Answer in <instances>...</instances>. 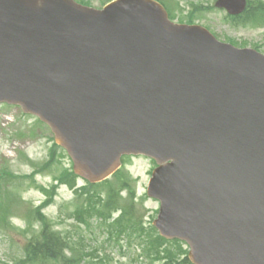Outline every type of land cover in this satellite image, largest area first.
Segmentation results:
<instances>
[{
  "label": "water",
  "instance_id": "95a60500",
  "mask_svg": "<svg viewBox=\"0 0 264 264\" xmlns=\"http://www.w3.org/2000/svg\"><path fill=\"white\" fill-rule=\"evenodd\" d=\"M4 102L45 122L91 183L125 155L154 159L153 223L193 264H264V53L158 0H0Z\"/></svg>",
  "mask_w": 264,
  "mask_h": 264
},
{
  "label": "rangeland",
  "instance_id": "374dc122",
  "mask_svg": "<svg viewBox=\"0 0 264 264\" xmlns=\"http://www.w3.org/2000/svg\"><path fill=\"white\" fill-rule=\"evenodd\" d=\"M80 1L102 8L112 0ZM163 1L176 21L203 24L223 41L257 48L264 53V0H249L262 18L258 21L232 19L226 10L216 7L217 0ZM155 167V162L147 156L125 159L116 185L118 189L124 188L120 191L119 204L123 209L130 204L128 201L133 204L129 213L138 214L144 231L138 234L136 227L129 226L132 230L119 233L117 231H124L115 221L122 209L105 221L98 216L85 218V209L79 207L84 202L87 204L89 193L104 201L109 194L106 189L113 186L114 179L95 186L81 177L75 187L66 183L65 177L57 179L63 170H71L73 163L66 150L55 142L50 128L36 116L24 113L20 106L0 104V213L5 214L3 220L0 218V264H59L52 259L23 262L29 238L35 236L36 239L42 230L40 219H47L66 241L67 264H162L157 256L165 248L178 253L176 256L181 259L185 255L177 251L180 245L176 242H180L188 254L187 245L177 239L170 243L159 240L153 225L160 202L147 195V186ZM126 181L130 187L125 188ZM49 197L51 200H47ZM93 204L97 206L96 200ZM35 210H38L37 216L31 213ZM12 218L17 223H13ZM21 223L23 227L19 226ZM72 250L78 254L76 262H71ZM162 255L165 253H160Z\"/></svg>",
  "mask_w": 264,
  "mask_h": 264
},
{
  "label": "trees",
  "instance_id": "16d2710c",
  "mask_svg": "<svg viewBox=\"0 0 264 264\" xmlns=\"http://www.w3.org/2000/svg\"><path fill=\"white\" fill-rule=\"evenodd\" d=\"M163 2V0H161ZM164 3V2H163ZM252 12H251V11ZM251 12V13H250ZM231 17V16H230ZM232 19H236V20H244V21H258L260 18L259 12L257 10H255V8H252V2L250 1L248 9L240 16L237 17H231ZM188 22H192V21H188ZM122 170L118 171L115 176L112 178L114 179V183L113 186H110V188L106 189L108 190L109 194L106 197V199L103 201V199L98 196V195H94V196H90L88 194L87 196V204H82L79 207L85 209L84 210V217H90V216H98L100 218H103L105 221H107V219L109 217L112 216L113 212H115L116 210L122 209V214L116 219L115 221V225L117 227H122L123 231H117L119 233L125 234L129 231V229H131L129 226H134L136 227V231L139 233H142L144 231V228L140 225V221H138V214H131L129 213L131 211V209H133V204L131 202L128 201L127 206H125V209H123L122 207H120V191H122L124 188H117V180L120 179V174ZM65 177V182L69 183L71 186L75 187L77 185V179L78 176L71 170L65 169L63 170V173H60V175L57 177V179ZM118 178V179H116ZM111 180H106L100 184H92L95 186H99V185H103V184H107L109 183ZM124 184V183H123ZM126 184V185H125ZM124 184L125 188L128 186L130 187V184L126 181V183ZM91 185V184H90ZM91 187V186H90ZM84 189V188H83ZM46 192L49 193L48 189H45ZM129 193L131 194L130 196L133 198V191H130L129 188ZM97 197V198H95ZM85 199V198H84ZM47 200H51V197H49V199ZM93 200H96V205L94 206L93 204ZM85 201V200H84ZM129 207V208H127ZM78 208V209H80ZM32 214H34L35 216H37L38 210H35V212H31ZM93 213V215H92ZM39 214V213H38ZM4 213H0V218H2L1 220H3L4 217ZM39 216V215H38ZM5 220V219H4ZM41 220V232H39V234L37 235V238L35 239L34 237L29 238L24 251H25V259L23 258V262L24 263H33V262H38L41 259H52V260H57L59 261V264H67V260L69 261L67 255H66V250L68 249L67 243L64 240V238L60 235V232H56L55 230H53V228L51 227V225L49 224V221L47 219H40ZM140 226V227H138ZM155 229V228H154ZM132 230V229H131ZM157 231V230H156ZM132 232V231H130ZM157 238L159 240H163L166 243H170L169 240L161 237L159 234L157 236ZM156 239V241H159ZM175 242V241H173ZM177 244H179V248H178V252H180L182 255H185L184 257H180L181 259H179L176 255H178V253H175L174 251H172L169 248H165L164 250H162V252H158V259L160 261V263L162 264H193L187 254L186 249H184L181 246L180 242H176ZM152 243H148V247L151 248ZM153 247H155V245H153ZM161 247V245H160ZM72 252V261L71 262H76L78 257L77 252H75L74 250L71 251ZM160 253H165V256H160ZM83 259V258H82ZM81 259V261H82ZM21 263V262H20Z\"/></svg>",
  "mask_w": 264,
  "mask_h": 264
},
{
  "label": "clouds",
  "instance_id": "9594fccd",
  "mask_svg": "<svg viewBox=\"0 0 264 264\" xmlns=\"http://www.w3.org/2000/svg\"><path fill=\"white\" fill-rule=\"evenodd\" d=\"M12 222H13V223H17V221H16L15 218H12ZM19 226H20V227H23L24 225L21 223Z\"/></svg>",
  "mask_w": 264,
  "mask_h": 264
}]
</instances>
